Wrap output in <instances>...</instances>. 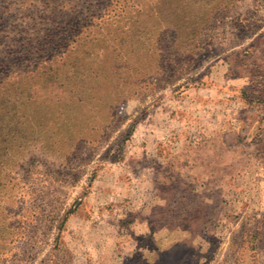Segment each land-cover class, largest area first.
<instances>
[{"label": "rangeland", "instance_id": "1", "mask_svg": "<svg viewBox=\"0 0 264 264\" xmlns=\"http://www.w3.org/2000/svg\"><path fill=\"white\" fill-rule=\"evenodd\" d=\"M4 2L0 264H154L183 235V264H264V145L247 178L177 155L213 125L264 143V0Z\"/></svg>", "mask_w": 264, "mask_h": 264}, {"label": "crops", "instance_id": "2", "mask_svg": "<svg viewBox=\"0 0 264 264\" xmlns=\"http://www.w3.org/2000/svg\"><path fill=\"white\" fill-rule=\"evenodd\" d=\"M245 131L246 129L243 124H237L236 126L234 124L213 125L209 128L208 136H205L199 144L195 143L194 149H191L190 147L189 152H187V150H185V153L182 152L183 150L178 152V157L181 155V166L184 167L185 163L199 164L206 169L205 172L209 171L207 176L212 178L214 177V172L218 170L219 165L225 169V167L231 168L237 164H243L241 155L244 153V148L264 145V143L253 141L251 138L253 130L249 129V131ZM178 145L184 146V139H179ZM187 146L188 145H186V147ZM218 148H223L225 153H219ZM235 152L237 157L233 160L231 153ZM240 152L241 155H239ZM240 168L241 169L236 173L239 178L250 177L248 167L241 165ZM167 178H170V176ZM213 187H210V190L213 189ZM175 231H178L177 227L175 228ZM209 236L211 237L210 234ZM198 249L199 244L193 237L183 235L172 241L168 247L163 249V251L156 257H153L154 255L151 253L153 255L152 262L154 264H183L185 260L193 256Z\"/></svg>", "mask_w": 264, "mask_h": 264}, {"label": "trees", "instance_id": "3", "mask_svg": "<svg viewBox=\"0 0 264 264\" xmlns=\"http://www.w3.org/2000/svg\"><path fill=\"white\" fill-rule=\"evenodd\" d=\"M5 0H0V78L10 77L11 73H8L7 65L20 61L21 49L23 45H20V39H17L18 32L15 33V29L7 30L4 27V16L2 15L3 6H5ZM3 41L5 43H3Z\"/></svg>", "mask_w": 264, "mask_h": 264}]
</instances>
